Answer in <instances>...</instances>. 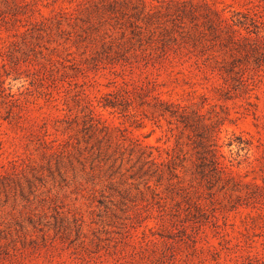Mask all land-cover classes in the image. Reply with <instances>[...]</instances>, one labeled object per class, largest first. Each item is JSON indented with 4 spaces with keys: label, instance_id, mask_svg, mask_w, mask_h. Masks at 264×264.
Instances as JSON below:
<instances>
[{
    "label": "rangeland",
    "instance_id": "obj_1",
    "mask_svg": "<svg viewBox=\"0 0 264 264\" xmlns=\"http://www.w3.org/2000/svg\"><path fill=\"white\" fill-rule=\"evenodd\" d=\"M114 1L0 0V264H264V69L222 45L229 27L264 34V0H143L191 10L176 22L196 47L83 76L67 32L117 34L138 0ZM196 53L250 85L221 92ZM155 96L220 123L216 165Z\"/></svg>",
    "mask_w": 264,
    "mask_h": 264
},
{
    "label": "trees",
    "instance_id": "obj_2",
    "mask_svg": "<svg viewBox=\"0 0 264 264\" xmlns=\"http://www.w3.org/2000/svg\"><path fill=\"white\" fill-rule=\"evenodd\" d=\"M115 1L118 3L117 0ZM121 3L126 5L125 2ZM129 3L131 13L127 16V20L121 23V29L117 34H114L113 31L108 32V30L101 32L97 27L82 28L81 26H79V32L75 30L67 32L66 39H71V34H73L75 36L74 44L82 48L78 62L73 63L76 64L75 71L86 77H88V71H97L102 68L110 69L112 72L119 70L124 74L131 73L135 69L146 73V71H150V66L162 67L169 56L177 57L180 46L191 45V47H196V35L189 30L178 31L179 26H183V22H176L180 19L181 13L192 17L194 13L191 10L186 11L182 8H176V6L172 7L169 2L156 8H147L143 0H138L135 3L130 1ZM247 9L249 11L251 7H247ZM118 10L124 9L119 8L113 11ZM260 17L261 15H259V19L250 18V20L253 23L258 21L264 25V17ZM58 21L57 27H60L61 23ZM67 25L73 28V24L67 23ZM228 29L227 35L222 39V45L232 59L240 55L245 59L243 62L245 68H247L248 62L253 61V69H264V34L259 36L256 32L255 36L252 37L249 33L243 35L238 34L233 28L230 29L229 27ZM88 50L91 51L90 54L83 56L82 54ZM208 56L202 59L196 53L194 65L205 74L206 78H212L218 74L223 79V84H219L218 90L226 92L230 87L233 88L237 84L246 83L250 85L249 78L252 74L244 78L242 76L234 78L233 64L225 65L223 61L218 60L217 56ZM229 80H233V82L230 84ZM139 89L144 90L143 87H139ZM155 100L158 106H162L159 109L161 114L169 113V117H171L169 123H173L175 127L181 124L184 128L191 129L194 136L200 139L198 142L200 149L196 151L197 158L202 159L203 164H205L204 159H209L216 165L219 155L215 138L219 132L220 123L217 120L205 123L202 118L196 116L195 112L189 114L177 104L168 103L159 96H155ZM101 106L114 105L112 101L105 98L101 101ZM177 142L178 140H176ZM141 153L143 154L144 151ZM150 155L151 152L147 154L148 157ZM177 156L173 151L170 153L169 159H176ZM214 223L217 226L216 222Z\"/></svg>",
    "mask_w": 264,
    "mask_h": 264
}]
</instances>
